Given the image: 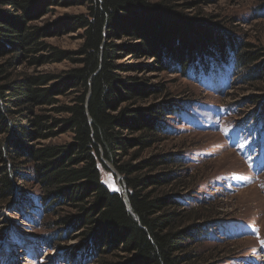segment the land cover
I'll return each instance as SVG.
<instances>
[{"label": "trees", "instance_id": "1", "mask_svg": "<svg viewBox=\"0 0 264 264\" xmlns=\"http://www.w3.org/2000/svg\"><path fill=\"white\" fill-rule=\"evenodd\" d=\"M58 5L86 10L35 23ZM183 10L172 0H0V202L17 201V190L28 183L37 188L41 221L55 229L52 246L68 258L199 264L194 247L202 216L173 196L186 188L175 154L132 162L166 139L164 115L175 107L136 106L163 89L121 73L170 69L187 76L207 73L215 59H234L245 69L241 82L253 87L264 83V49ZM78 31L81 42L73 50L45 41ZM122 58L151 63H118ZM65 60L72 66L60 73L38 70ZM66 132L68 142H51ZM106 162L120 175L124 194L102 181ZM76 238V245H66Z\"/></svg>", "mask_w": 264, "mask_h": 264}, {"label": "rangeland", "instance_id": "2", "mask_svg": "<svg viewBox=\"0 0 264 264\" xmlns=\"http://www.w3.org/2000/svg\"><path fill=\"white\" fill-rule=\"evenodd\" d=\"M172 1L185 12L199 13L220 24L226 35L264 49V0ZM85 10L83 5L54 6L35 23L43 25ZM78 33L48 37L45 41L73 50L81 42ZM117 61L151 63L150 58ZM213 61L208 74L202 70L184 76L170 69L121 73L122 77L135 76L138 85L163 89L137 100L136 106L147 108L171 102L175 107L172 114L164 115L162 135L166 139L144 150L132 162L153 154H175L186 188L173 196L183 209L202 216L196 223L201 230L194 247L200 256L197 263L264 264V106L260 97L264 83L253 87L242 83L245 69L235 67L234 59ZM71 66L65 60L44 64L38 70L60 73ZM250 96H256L255 103L247 101ZM70 137L71 133L66 132L51 142L66 143ZM129 159L130 155L123 158ZM168 168L173 166L157 171ZM100 171L111 191L125 193L117 171L107 165ZM24 187V192L17 190L22 191L17 201L13 198L0 202V264H94L93 258H68L66 251L52 246L55 229L41 221L37 188L29 183ZM79 240H69L66 245H76Z\"/></svg>", "mask_w": 264, "mask_h": 264}, {"label": "water", "instance_id": "3", "mask_svg": "<svg viewBox=\"0 0 264 264\" xmlns=\"http://www.w3.org/2000/svg\"><path fill=\"white\" fill-rule=\"evenodd\" d=\"M106 165H107L109 168H111L112 170H114L115 173H117L116 170H115V168H114L113 166L111 167V164H106Z\"/></svg>", "mask_w": 264, "mask_h": 264}]
</instances>
